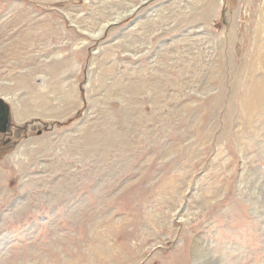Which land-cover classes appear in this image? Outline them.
<instances>
[{"label":"rangeland","instance_id":"obj_1","mask_svg":"<svg viewBox=\"0 0 264 264\" xmlns=\"http://www.w3.org/2000/svg\"><path fill=\"white\" fill-rule=\"evenodd\" d=\"M0 98V264H264V0H0Z\"/></svg>","mask_w":264,"mask_h":264},{"label":"water","instance_id":"obj_2","mask_svg":"<svg viewBox=\"0 0 264 264\" xmlns=\"http://www.w3.org/2000/svg\"><path fill=\"white\" fill-rule=\"evenodd\" d=\"M10 109L5 100L0 98V125L2 128L0 129L1 132H6V126L10 125Z\"/></svg>","mask_w":264,"mask_h":264},{"label":"bare ground","instance_id":"obj_3","mask_svg":"<svg viewBox=\"0 0 264 264\" xmlns=\"http://www.w3.org/2000/svg\"><path fill=\"white\" fill-rule=\"evenodd\" d=\"M117 18H119V17H117ZM118 21V19H116V20H114V21H111V22H113V23H116ZM111 22H109V23H111ZM109 23H107V24H103L102 25V27L99 29V31L97 32V34H95V36H100L102 33H103V31H104V29L107 27V26H109ZM20 112V111H19ZM20 114L22 115V113L20 112ZM195 252H196V255H197V258L198 259H200L201 257H207V253L205 252V250L203 251V249H201V247H199L198 245L196 246V250H195ZM208 260V259H207ZM215 262H211L210 260H208V263L207 264H214Z\"/></svg>","mask_w":264,"mask_h":264},{"label":"crops","instance_id":"obj_4","mask_svg":"<svg viewBox=\"0 0 264 264\" xmlns=\"http://www.w3.org/2000/svg\"><path fill=\"white\" fill-rule=\"evenodd\" d=\"M20 104L24 105L25 102H22V103L19 102L18 106H19ZM25 105L27 106V104H25ZM36 106H37V107H36ZM36 106H33V107H32V105H31L32 108H30V106H27V110H26V112H25L24 114L20 115V112H19V115L17 116L18 119L21 120V118H25V116H26L27 114H29V113L34 114V115H35V114H36V115H42V114H40V112H41V110H40L41 106L37 105V102H36ZM19 107H20V106H19ZM27 116H28V115H27ZM42 116H44V115H42ZM45 116H46V115H45Z\"/></svg>","mask_w":264,"mask_h":264},{"label":"flooded vegetation","instance_id":"obj_5","mask_svg":"<svg viewBox=\"0 0 264 264\" xmlns=\"http://www.w3.org/2000/svg\"><path fill=\"white\" fill-rule=\"evenodd\" d=\"M13 133H14V134H17V132H16V131H14ZM0 135H3V134H1V133H0ZM2 142H3V141H2ZM0 148H1V147H0Z\"/></svg>","mask_w":264,"mask_h":264},{"label":"built area","instance_id":"obj_6","mask_svg":"<svg viewBox=\"0 0 264 264\" xmlns=\"http://www.w3.org/2000/svg\"><path fill=\"white\" fill-rule=\"evenodd\" d=\"M112 23V22H111ZM117 23V22H116Z\"/></svg>","mask_w":264,"mask_h":264}]
</instances>
